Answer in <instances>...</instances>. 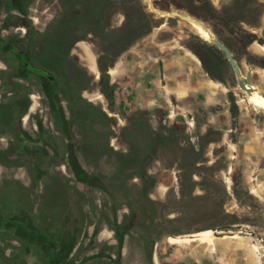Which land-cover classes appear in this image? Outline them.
Instances as JSON below:
<instances>
[{
	"label": "rangeland",
	"instance_id": "1",
	"mask_svg": "<svg viewBox=\"0 0 264 264\" xmlns=\"http://www.w3.org/2000/svg\"><path fill=\"white\" fill-rule=\"evenodd\" d=\"M22 3L0 7V264L55 260L70 208L78 245L61 264H264V110L220 48L166 13L200 20L264 92V0ZM7 37L53 85L23 75Z\"/></svg>",
	"mask_w": 264,
	"mask_h": 264
},
{
	"label": "flooded vegetation",
	"instance_id": "2",
	"mask_svg": "<svg viewBox=\"0 0 264 264\" xmlns=\"http://www.w3.org/2000/svg\"><path fill=\"white\" fill-rule=\"evenodd\" d=\"M16 2V4L18 5V7L20 8V10H23V3L22 0H14ZM6 2V0L1 1V3ZM5 5V4H4ZM169 15V14H168ZM173 16V15H170ZM201 37V36H200ZM202 38V37H201ZM203 39V38H202ZM205 40V39H204ZM208 41V40H206ZM4 42V41H3ZM19 40L18 39H13L11 37H7L6 39V43H3V50L5 52H7L8 48L6 46V44H8V47H12L13 49H15V60H16V67H20L24 70L23 75L29 74V73H35L39 76H42L44 78H46V80H48V82L53 85L54 82V77L51 73H49L47 70H45L44 68H40V67H36L34 66L31 61L29 56L20 48L19 46ZM2 48V47H0ZM20 51L22 52V54H20ZM26 59V60H25ZM3 60V59H2ZM12 66L9 65V63L7 62V59H5L3 61V66L0 67V72L2 73H6L7 69L11 68ZM110 73H114L115 70L114 69H110L109 70ZM50 76L53 77L52 79H50ZM1 91V90H0ZM0 102L6 103L7 105V97L3 96L1 97L0 95ZM16 102V101H15ZM62 102V101H61ZM59 103L57 101V105L59 107ZM35 103H31L30 107L28 105V107H26V110H30L32 111L35 108ZM11 112V108L9 107L8 109ZM154 120L156 122V124H161L163 118L165 117H169V114H166V112L164 110H159L156 113H154ZM20 119H22L24 121V118H30V113H28L27 111H24L22 113V116L19 117ZM187 120H191L193 119V115H186ZM183 122H185L183 120V116L180 114L178 115L174 122L172 123L173 127L172 129L174 131H180L182 129V124ZM25 131V130H24ZM27 134V132H26ZM28 138H30L28 136ZM0 142H3V139L0 140ZM68 214L66 215L67 217L64 218L66 220H62L61 226L58 229V234H56L55 238L52 240L53 243L57 244V252H55V260L51 261L50 264H61L63 261V256L65 254V250H68V254L71 253V251H74L76 248V245H78V238H77V219H73V215L74 212L72 210V208H70L69 210H67ZM124 217H121V222H124ZM127 219H129V217H127ZM116 221H117V216H116ZM119 221V220H118ZM116 229H118V224H115ZM172 237V236H170ZM170 237L168 238L170 240ZM118 241L123 242V236L121 237V239H117ZM172 243V242H171ZM122 244V243H121ZM23 261V260H22Z\"/></svg>",
	"mask_w": 264,
	"mask_h": 264
},
{
	"label": "bare ground",
	"instance_id": "3",
	"mask_svg": "<svg viewBox=\"0 0 264 264\" xmlns=\"http://www.w3.org/2000/svg\"><path fill=\"white\" fill-rule=\"evenodd\" d=\"M149 8L152 11L156 10L151 3H149ZM175 12L180 13L184 16H188L184 12L182 13L181 11H177V10H172V11L166 12V13L169 14V16L173 15L174 17L176 16V17L182 19L177 14H175ZM188 22L197 30V32L200 34V36L203 38V40L205 39L204 41H206V40H208L207 42L210 41L211 35L209 34V30L204 29L200 22H196V21H188ZM250 88L252 89L251 92L246 91L248 94V102L253 104L254 106H257V107L264 110V97L261 95V91L259 89H257L253 84L250 86ZM198 235L202 237L201 238L202 241H209L210 243L212 242V237L209 235V231H207V230L201 231L198 233ZM230 237L231 238H237L238 235L233 234ZM171 240L172 241H178V239H176V238H172ZM184 240L185 241L194 240V238H188V239H184Z\"/></svg>",
	"mask_w": 264,
	"mask_h": 264
},
{
	"label": "water",
	"instance_id": "4",
	"mask_svg": "<svg viewBox=\"0 0 264 264\" xmlns=\"http://www.w3.org/2000/svg\"><path fill=\"white\" fill-rule=\"evenodd\" d=\"M175 14H177L179 17H181L184 20L187 21H196V22H200L202 24V27L204 29H207V26L204 25L200 20H198L197 18H194L192 16H184L180 13L175 12ZM209 34L211 35L210 41L211 43H213L215 46H217L218 48H220L222 50V52L224 53L226 59L228 60V62L230 63L237 79H238V85L241 89L247 91V92H251L252 89L250 88L251 84V70H249L246 74H245V79L242 78V74L241 71L239 69V66L235 60V58L232 56L231 52L229 51L228 47L222 42L220 41L217 37H215L213 35V33L209 30ZM20 54H22V52L20 51ZM26 60V59H25ZM53 77L50 76V79H52ZM261 95L264 97V92H261Z\"/></svg>",
	"mask_w": 264,
	"mask_h": 264
},
{
	"label": "crops",
	"instance_id": "5",
	"mask_svg": "<svg viewBox=\"0 0 264 264\" xmlns=\"http://www.w3.org/2000/svg\"><path fill=\"white\" fill-rule=\"evenodd\" d=\"M5 4V5H4ZM1 6H6V2H4V3H1V0H0V7ZM0 62H1V64H3V60L0 58ZM0 104L2 105H4L5 107H7V105H6V103H3V102H0ZM8 112V111H7ZM10 112V111H9ZM11 112H13L12 110H11ZM14 118H15V113L13 112V115H12V118H11V121H9L8 123H7V127H11L12 129H13V125H15V124H13L14 122H15V120H14ZM6 127V128H7ZM21 127L24 129V122H23V120L21 121ZM14 130V129H13ZM1 140V139H0ZM7 149V140L6 139H3V142H0V168L1 169H4V170H7V161H4L3 160V157L1 156V155H4L5 153H4V151Z\"/></svg>",
	"mask_w": 264,
	"mask_h": 264
}]
</instances>
